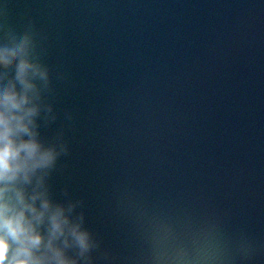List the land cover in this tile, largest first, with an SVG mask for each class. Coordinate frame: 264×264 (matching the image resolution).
<instances>
[{"label": "clouds", "instance_id": "obj_1", "mask_svg": "<svg viewBox=\"0 0 264 264\" xmlns=\"http://www.w3.org/2000/svg\"><path fill=\"white\" fill-rule=\"evenodd\" d=\"M45 40L35 21L0 24V264H95L83 201L50 184L70 147L62 128L41 131L59 119Z\"/></svg>", "mask_w": 264, "mask_h": 264}]
</instances>
